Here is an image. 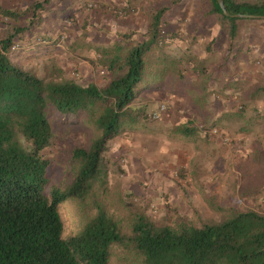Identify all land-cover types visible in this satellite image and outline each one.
Segmentation results:
<instances>
[{
    "label": "rangeland",
    "instance_id": "rangeland-1",
    "mask_svg": "<svg viewBox=\"0 0 264 264\" xmlns=\"http://www.w3.org/2000/svg\"><path fill=\"white\" fill-rule=\"evenodd\" d=\"M35 1L0 0V7L24 12ZM168 1L56 0L40 28L15 40L11 61L46 79L54 65L64 71L62 78L102 86L106 73L99 53L122 45L128 35L142 41L150 11ZM126 8L134 10L129 14ZM208 9L207 0H183L166 14L162 30L168 45L161 52L176 64L140 89L132 105L135 120L103 155L104 183L95 185L86 203L70 201L60 208L66 235L80 231L99 209L126 232L142 213L159 226L181 220L199 227L221 221L231 209L264 212V92L256 94L264 86V20L238 24L231 37L230 26L209 18ZM17 24L25 27V19L0 16V40ZM230 56L237 79L243 73L247 79L222 90L220 69ZM162 106L166 110L160 112ZM156 112L160 117L154 119ZM181 127L189 131H178ZM54 134L45 155L53 180L65 186L77 169L73 150L89 147L94 132L54 123ZM111 264L138 259L122 251Z\"/></svg>",
    "mask_w": 264,
    "mask_h": 264
},
{
    "label": "trees",
    "instance_id": "trees-1",
    "mask_svg": "<svg viewBox=\"0 0 264 264\" xmlns=\"http://www.w3.org/2000/svg\"><path fill=\"white\" fill-rule=\"evenodd\" d=\"M182 1L169 0L152 8L142 41L128 35L122 45L99 53L98 62L106 73L102 86H82L62 78L64 71L54 65L46 79L12 63L15 40L40 28L56 0H36L24 12L0 7V16L15 22L24 18L26 23L17 24L0 40V264H111L122 251L133 254L138 264H264V212L256 210L231 209L221 221L199 227L181 220L159 226L142 213L126 232L99 209L80 231L66 235L60 208L70 201L86 203L95 185L104 183L103 155L109 142L135 120L132 105L140 89L149 80L160 81L176 64L161 52L168 45L162 29L166 14ZM223 2L229 16L218 0H207V16L224 28L230 26L231 37L236 36L238 24L264 20V0ZM133 10L124 9L129 14ZM221 31L217 38L224 34ZM231 57L221 67V75L229 77L233 72ZM202 89L207 92L206 84ZM263 92L260 86L256 94ZM54 123L94 132L89 147L73 150L77 169L65 186L53 180L45 155L55 136Z\"/></svg>",
    "mask_w": 264,
    "mask_h": 264
},
{
    "label": "crops",
    "instance_id": "crops-1",
    "mask_svg": "<svg viewBox=\"0 0 264 264\" xmlns=\"http://www.w3.org/2000/svg\"><path fill=\"white\" fill-rule=\"evenodd\" d=\"M236 55V54H235ZM235 57H237V56H234V59H235ZM232 58V61H234L233 60V57H231ZM237 63L236 62H234L232 65H231V67H232V69H233V71H235V72H232V73H230V75H229V77L227 76V75H223V77H225V86L223 87V89L222 90H230L231 88H233L234 87V83H236V82H239V81H241L242 79H247V78H244L245 76V73H243L244 75H242V77L241 78H238L237 79V72L239 71V70H237V65H236ZM235 65V66H234ZM264 73V72H263Z\"/></svg>",
    "mask_w": 264,
    "mask_h": 264
},
{
    "label": "water",
    "instance_id": "water-1",
    "mask_svg": "<svg viewBox=\"0 0 264 264\" xmlns=\"http://www.w3.org/2000/svg\"><path fill=\"white\" fill-rule=\"evenodd\" d=\"M218 3L224 13L225 16H229L226 8H225V5H224V2L223 0H218ZM233 17H237V18H245V19H254V18H257V16H244V15H236V16H233ZM262 19H264V17H262Z\"/></svg>",
    "mask_w": 264,
    "mask_h": 264
},
{
    "label": "built area",
    "instance_id": "built-area-1",
    "mask_svg": "<svg viewBox=\"0 0 264 264\" xmlns=\"http://www.w3.org/2000/svg\"><path fill=\"white\" fill-rule=\"evenodd\" d=\"M16 49H17V46H14V47H13V50H16ZM164 110H166V107H165V106L160 107V112H162V111H164ZM152 116H153L154 119H155V118H159V117H160V113H159V112H156V113H154ZM212 133H213V134L217 133V130L212 131Z\"/></svg>",
    "mask_w": 264,
    "mask_h": 264
}]
</instances>
